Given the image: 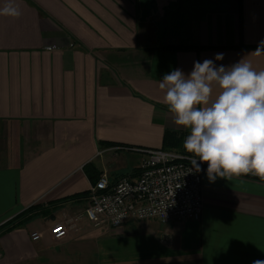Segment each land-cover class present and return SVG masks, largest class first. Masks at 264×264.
Returning <instances> with one entry per match:
<instances>
[{
    "label": "crops",
    "instance_id": "0c3cea01",
    "mask_svg": "<svg viewBox=\"0 0 264 264\" xmlns=\"http://www.w3.org/2000/svg\"><path fill=\"white\" fill-rule=\"evenodd\" d=\"M8 3L21 15H0V264L264 260V181L251 174L210 180L205 166L197 220H76L102 173L136 177L142 149H164L167 130L189 134L163 102L166 73L205 59L264 70V0ZM55 222L77 229L55 239Z\"/></svg>",
    "mask_w": 264,
    "mask_h": 264
},
{
    "label": "clouds",
    "instance_id": "9594fccd",
    "mask_svg": "<svg viewBox=\"0 0 264 264\" xmlns=\"http://www.w3.org/2000/svg\"><path fill=\"white\" fill-rule=\"evenodd\" d=\"M0 15L21 12L8 3ZM223 59V53L215 55V61ZM158 87L175 125L188 130L184 148L198 157L192 160L197 171V161L206 162L210 180L251 174L264 181V70L245 59L227 67L205 59L187 75L180 69L166 73Z\"/></svg>",
    "mask_w": 264,
    "mask_h": 264
},
{
    "label": "built area",
    "instance_id": "2783aa9c",
    "mask_svg": "<svg viewBox=\"0 0 264 264\" xmlns=\"http://www.w3.org/2000/svg\"><path fill=\"white\" fill-rule=\"evenodd\" d=\"M143 157L136 177L122 176L112 180L107 172L93 182L86 196L87 205L76 220L87 217L93 226L123 227L129 220L157 219L162 223L174 220H197L203 214V170L206 162H199L200 170L192 165L191 155L176 149H142ZM69 229H77L72 222H55L50 233L55 239L67 236ZM32 239L41 238L39 232Z\"/></svg>",
    "mask_w": 264,
    "mask_h": 264
},
{
    "label": "trees",
    "instance_id": "16d2710c",
    "mask_svg": "<svg viewBox=\"0 0 264 264\" xmlns=\"http://www.w3.org/2000/svg\"><path fill=\"white\" fill-rule=\"evenodd\" d=\"M167 47L169 49L175 50V51L193 48L191 45H171V46H167ZM185 139H186V135L184 133L181 134L179 132L167 130L164 134L163 148L164 149L179 148L181 150H184V140ZM205 166L207 167L208 165L205 164ZM87 194H88V191L83 192L79 195L87 196ZM79 195H77V196H79ZM77 196H72V197H77ZM72 197H70V198H72ZM30 219H31V217H28L26 220L23 221V223H25L26 221H29Z\"/></svg>",
    "mask_w": 264,
    "mask_h": 264
},
{
    "label": "rangeland",
    "instance_id": "374dc122",
    "mask_svg": "<svg viewBox=\"0 0 264 264\" xmlns=\"http://www.w3.org/2000/svg\"><path fill=\"white\" fill-rule=\"evenodd\" d=\"M184 151H186L185 148H184Z\"/></svg>",
    "mask_w": 264,
    "mask_h": 264
}]
</instances>
